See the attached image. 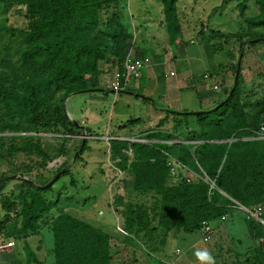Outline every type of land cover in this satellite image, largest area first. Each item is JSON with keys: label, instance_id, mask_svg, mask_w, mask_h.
<instances>
[{"label": "trees", "instance_id": "trees-1", "mask_svg": "<svg viewBox=\"0 0 264 264\" xmlns=\"http://www.w3.org/2000/svg\"><path fill=\"white\" fill-rule=\"evenodd\" d=\"M12 1L0 0V4L8 8ZM178 1L161 0L173 38L180 33ZM247 1L240 3L242 16ZM255 2L259 14L245 19L252 28H264V0ZM21 4L26 7L25 14L29 19L27 28L19 35L20 41L25 43L20 55L25 80L18 83L1 77L0 105L14 119H25L36 130L60 126L71 131L78 126L67 114L64 104L67 97L91 88V76L100 73L101 60L112 59L118 68H122L129 52L131 33L119 14L120 0H21ZM9 31L16 36L15 30ZM215 37L226 42L238 40L239 55L243 53L244 57L248 46L264 43V30L246 37L240 32ZM237 65L236 62L233 66L232 87L214 108L199 112L167 111L168 116L182 117L176 130H156L146 138L168 142L150 147L140 142L133 144L141 152L134 191L139 194L154 192V214L144 205L129 201L124 204L121 214L124 228L141 239L152 252L164 247L172 231L194 232L201 230L204 221L222 222L223 216L237 208L235 202L250 209L264 206V139L258 137L264 115V94L255 97V91L246 90L242 65L238 80H235ZM222 102L223 105L218 106ZM167 121V117L162 119L158 128ZM0 141L3 138L0 137ZM23 145L42 157L41 165L46 167L51 155L42 142L33 141L31 137L23 141ZM113 145L120 149L126 143L116 141ZM14 146L20 148L18 144L13 143ZM88 149L85 139L81 154ZM170 155L176 156L184 170L190 169L200 177L191 181L187 180V175L174 179L167 161ZM35 167L31 165L29 170ZM65 167L66 163L54 176ZM71 169L69 167L54 184L61 177L70 175ZM11 181L0 190L1 239H21L27 229L38 228L39 218L54 209L57 215L48 225L53 237V264H112L111 234L60 208L61 194L57 197L51 194L54 184L46 186L36 178L29 180L22 176L20 184H16L18 195L11 193L2 198ZM211 181L215 182V187L211 186ZM123 200L120 197L119 202ZM247 223L252 236L261 240L260 247L247 254L264 257V225L255 219ZM27 250L34 260H38L31 249ZM262 259H259L260 263H263ZM249 262L251 264V259Z\"/></svg>", "mask_w": 264, "mask_h": 264}, {"label": "rangeland", "instance_id": "rangeland-1", "mask_svg": "<svg viewBox=\"0 0 264 264\" xmlns=\"http://www.w3.org/2000/svg\"><path fill=\"white\" fill-rule=\"evenodd\" d=\"M135 1L139 3L142 11L147 12L154 19H158L159 16L162 17V8L161 3L158 2L159 0H133V2ZM184 1L187 2L188 0ZM229 1L230 4L226 8L223 7L221 9L222 6H218L216 11L212 9L209 16V18L212 17L210 23L214 27L222 28L227 33L241 31V23H243L241 19L252 18L253 15L259 13L258 5L255 0H248L249 8L242 16L240 3L243 0ZM131 2L132 0H120L118 9L122 20L132 19V17L136 19L128 8ZM208 8L201 10L205 12ZM25 9L26 7L21 4V0H13L8 8L4 4H0V79L4 77L8 81L15 80L18 83H23L25 80V67L22 66L20 61V55L25 43L20 41L19 38L20 31L27 28L29 21L26 17ZM142 11H139V13ZM217 11L224 13L222 15L218 14L214 18ZM177 14L178 21L188 17L184 15V12H179L178 5ZM196 15L198 16V14ZM240 15L242 18H240ZM187 19L194 18L190 16ZM12 29L15 30L14 34L16 36H13L12 32L9 31ZM214 36H217V34ZM182 38L187 43L185 46L187 54L179 51V47L176 44H174V49L178 52L181 61L183 59L189 61L187 63H189L190 69L193 71L192 73L195 76L194 83L197 87L189 86L181 89L180 97L184 104V112H199L202 111L200 110L202 107L200 86L206 87L204 92L208 95H216L220 99L226 96L224 86L218 91H213L211 88L212 78L205 79L203 76L205 73L222 74L225 69L221 65L227 63L228 60V45L232 43L236 45L235 47H239V41L232 39L226 42L221 37H215L217 39L213 40L214 48L210 47L213 54H206L205 50H203V44L208 43L207 37L200 39L197 34L185 31ZM260 44L264 45L263 42H258L253 46L257 47ZM238 58H240V55ZM247 63L248 66H245L247 70L245 69L244 71L246 90L255 91L257 93L255 97H260L264 94V62L262 63L254 51L248 53ZM114 65L116 64L112 59L101 60L99 64L100 73L97 76H91V88L82 93H72L65 100L64 104L67 105V114L70 119H74L79 124L78 127L72 128L71 131L65 130L60 126L36 130L25 119H14L0 105V137L3 138V141H0V181L8 175L0 185L3 184L2 187H4L7 182L12 180L5 188L2 198L11 193H13V196L18 195L19 190H17L16 184H20V177L23 176L29 180L30 177H33L40 184H44L57 173V169L66 163L68 168L72 167V173L61 177L55 184L53 183L54 186L51 193L56 197L61 194L59 206L63 210H69L76 217L95 225L99 220L97 218L102 215L100 213L98 216V212L103 210L105 219L101 218L102 220H105L106 223H109V221L111 223L114 222L115 225H121L122 227H124V219L121 211H124L123 206L126 201L142 204L150 209L151 214H154V192L139 194L134 191V181L141 152H138V149L133 144L140 142L150 147L165 141L149 140L144 134L140 135V137L124 136L130 133L129 129L137 122L131 119H134L137 116L136 114L141 112V106L143 105L140 98L130 93L143 94V90L129 87L120 92H115L108 88L100 74L102 69H106V67L107 69H112ZM176 67L183 72L188 66L176 62ZM233 77L232 74L231 79ZM99 89H103V91ZM154 98L160 104L156 95ZM202 108L208 110L210 106ZM81 116L83 117L81 118ZM139 122H141L139 130H146L144 123L142 121ZM136 127L138 128V125ZM14 137L20 139L14 140ZM31 137L33 141L42 142L46 151L51 155V159L47 160L46 167L41 165L43 162L42 157L37 156L34 151L24 148L23 141ZM84 139H87L89 149L81 154L82 150L80 151V148ZM116 141L125 142L126 146L115 149L113 144ZM13 143L20 145V148L18 149L15 146L13 148ZM60 158L63 160V164L52 167L51 163ZM175 158V155L174 157L170 155L167 159L168 164L170 163V168L174 167L177 170V173L172 175L174 179H178L183 175L188 176V172L184 171L180 163L177 164ZM174 160L176 161L175 164H173ZM31 165L36 166L32 171L29 170ZM189 175L194 179L200 177V174L197 177L193 173ZM51 181L52 179L48 183ZM34 183L36 184V182ZM110 184H113V186L111 187ZM37 185L39 184L37 183ZM120 197H123L125 201L119 202ZM92 199H94L95 203H93ZM93 206L95 207L94 210L89 208ZM235 207L237 208L233 212L226 215V220L214 224L213 232L207 241L204 240L201 230L194 232L181 231L176 236L171 233L165 245L167 255H155L144 251L146 257L141 256L134 261L132 256L129 255L126 261L124 260V263L123 261L117 263L201 264L194 253L196 250H207L215 258V264H250L249 259H251V264H264L263 256L262 259L257 254L252 256L247 254L253 252L255 248H259L261 245V240L254 238L256 236L253 237L250 233L247 221L255 219L264 225V206H261L263 207V214L260 216L261 220L248 215L238 202H235ZM55 215L57 213L53 209L49 215L46 214V216L37 220V229H27L21 239H17L15 236V238H9V240L15 241V246L3 253L0 258V264H53V256L51 254L53 237L48 225L53 223L52 220ZM102 220H99V222ZM20 226L21 223L19 222L18 227ZM128 233L132 234V232ZM9 240L0 238L2 242ZM143 245L145 246V244ZM27 248L35 253L38 260H34L35 257L28 254ZM145 248L148 250V247L145 246ZM184 258L185 261L183 260ZM258 258L262 259L263 263H260Z\"/></svg>", "mask_w": 264, "mask_h": 264}, {"label": "crops", "instance_id": "crops-1", "mask_svg": "<svg viewBox=\"0 0 264 264\" xmlns=\"http://www.w3.org/2000/svg\"><path fill=\"white\" fill-rule=\"evenodd\" d=\"M179 1L177 3L179 12L181 13L184 12V15L188 17L192 16V18L194 19H187L188 17L186 19H179L180 33L177 34L174 38L170 35L169 27L167 25L166 20L164 19V7H163L161 0H159L158 2L161 3L162 17L159 16L158 19H154L153 16L149 15L145 11H142L140 9L139 3L136 1L133 2L132 0L131 4L128 5L129 11L132 13V16L136 18V19H133L132 17V19H125V20L123 19L124 24H126L129 32L131 33V38L128 42V50L132 51L134 55H136L137 57H149L150 63L145 67L144 73L142 75V78L139 84L134 87V89H139V90L142 89L143 94H137V93H132V92L130 93V94H135L134 96L140 98L141 101L143 102V105L141 106V112L137 113L136 114L137 116L134 119H131L132 121L135 120L137 122L133 124L132 128L129 129L130 133L127 135H124L126 137L127 136L128 137H140V135H143V134L147 135L156 130L162 131V132L163 131L171 132V131L176 130L175 129L176 125L182 119V117L179 115H173V114H170L168 116L167 111L184 112L185 108H184L183 101L181 100V97H180V90L183 88L189 87V86L197 87L196 84L194 83L195 76L192 73L193 71L190 69L189 63H187L189 61H185L184 59L181 61V59L179 58L178 52H176V50L174 49V44H176L179 47V51H181L182 53L185 52V54H187V51L185 50V46L187 43L182 38L185 31L187 32L191 31L194 34H197L200 39H204L207 37L206 39L208 40V43L203 44L204 45L203 50H205L206 54H213L211 48L212 49L214 48L215 44L213 43V40L217 39L214 36L216 34L226 35V34L240 32V33H243L246 37L256 32H262L264 30V28H252L248 24L246 19H241V22H243L241 23L242 24L241 31H234V32L227 33L222 28H217V27L212 26L210 23V19H212V17L209 18L210 12L212 11V9L216 11V9H218V6H222L221 9L223 7L226 8V6L230 4L229 0L228 1H225V0H212V1L211 0H194V1L188 0L187 2H185L184 0H179ZM206 7L207 8L209 7V8L205 12H203L201 9H204ZM134 8L135 10L133 11ZM248 8L249 7L247 4V9ZM247 9L245 10V12L247 11ZM139 11H142V12L139 13ZM200 12L201 14L199 15ZM223 13L224 12L217 11L214 15V18L218 16V14L222 15ZM196 14H198V16ZM258 14L259 13H257L256 15ZM256 15H253V17H255ZM240 18H242L241 15H240ZM235 46L236 45L232 43L228 45L227 63H225L224 65H221V67L225 69L224 72H222V74L210 73L213 76L212 83H211V88L213 91H218L224 86V89L227 95L228 90L232 87V84L234 81V77L233 79H231V75L233 74L234 76L233 66L235 65L236 62L238 64V60H239L238 58L239 57V47H235ZM254 51L258 55L259 59H261L262 63L264 62V45L260 44L257 47L251 46V45L248 46L245 51V55L242 59V62H241V65L243 68L242 69L243 76H244V71L246 69L245 66H248V63H247L248 53L254 52ZM176 62H179L182 65L186 64L188 66L187 69L181 72L180 69L176 67ZM112 67H113L112 69H107V67L106 69H102L101 74H100V76H102L103 78L102 80L104 81L105 84H107V86H108L109 80L113 78V75L116 69L118 68L116 65ZM171 72H174L175 74L171 76L170 74ZM205 74H208V73H205ZM216 83H219L220 85L219 89L217 90L214 88V85ZM199 89H200V94H202V98H201L202 107L210 106L209 109H212L219 102H221L224 98H226L225 96L223 99H220L216 95L206 94L204 92L206 87L204 86H200ZM131 91H134V90H131ZM140 95H143V96H140ZM155 95L159 98L158 101L160 102V104H158L155 101V98H154ZM144 98H149V100H145ZM202 107L200 110H206V108H202ZM191 111H194V110H191ZM82 117L83 116H81V118ZM166 117L168 118V121L162 126V128H158V125L161 122V120ZM139 121H142L144 123L146 130H142V131L139 130L140 129L139 126L141 123ZM137 125H138V128L136 127ZM152 140H155L157 142L160 141L158 139H152ZM161 141L168 142L167 140H161ZM184 171L188 172V175L193 173L194 175H196V177L198 176L196 172L190 169H186ZM110 185L111 187L113 186V184H110ZM92 200H93V203H95L94 199ZM85 207L87 206L85 205ZM89 208L93 210L95 209L94 206L89 207ZM242 208L246 210V213H248V215H250L252 218L261 220L260 217L252 216L248 212V210H253L254 208L250 209L244 206H242ZM100 213H102V215L98 217ZM98 216H97L98 217L97 219L99 220L105 219V212L103 210H100L98 212ZM99 220L98 222H96V226L102 227L104 230L108 231L112 236V254H113L112 263L118 264L117 262H122V261L124 263L127 259V256L129 255L132 256V259L134 261L140 258L141 256L146 257V254L144 253V251L150 254H155V255H159V254H162L163 256L167 255L165 251L166 244L164 245V247L160 248L157 252H150L145 248L146 245L145 246L143 245L144 243L141 239L134 236L133 234L128 233V231L126 232L125 228L122 227L121 225H115V223L114 222L111 223V221H109V223H106L105 220H102L101 222H99ZM179 232L181 231L170 232L167 237V241L171 233L173 234V236H176L177 234H179ZM178 251L180 250L178 249ZM183 260L185 261V258Z\"/></svg>", "mask_w": 264, "mask_h": 264}, {"label": "built area", "instance_id": "built-area-1", "mask_svg": "<svg viewBox=\"0 0 264 264\" xmlns=\"http://www.w3.org/2000/svg\"><path fill=\"white\" fill-rule=\"evenodd\" d=\"M150 63V58L149 57H137L134 55L132 51H129L122 63V68H117L113 78H111L108 82V86L110 89H112L115 92H120L122 90H125L129 87H135L139 84L142 75H143V70L145 67ZM171 76L174 75V72L170 73ZM212 74H205L204 78L209 79L212 78ZM220 85L219 83H216L214 85V88L217 90L219 89ZM258 137L264 139V116H263V121L261 124V127L258 132ZM176 161H173V164H175ZM63 164V160L56 159L51 163L52 167L58 166ZM178 164V162H177ZM170 165V163H169ZM175 166V165H174ZM172 175H175L177 173L176 168L171 169ZM194 178L190 177V175L187 176V180L191 181ZM205 180H208V178L204 177ZM211 186L215 187V182L211 181ZM248 212L255 217H260L263 214V207L258 206L255 207L253 210H248ZM226 219V216H223L221 218L222 221ZM213 227L214 223L209 222V221H204L202 223L201 231L204 235V240L207 241L213 232ZM15 246V241L14 240H9V241H0V257L5 251H9L11 248Z\"/></svg>", "mask_w": 264, "mask_h": 264}, {"label": "water", "instance_id": "water-1", "mask_svg": "<svg viewBox=\"0 0 264 264\" xmlns=\"http://www.w3.org/2000/svg\"><path fill=\"white\" fill-rule=\"evenodd\" d=\"M242 58H243V53L240 54V58L238 60V65H237V71H236V74H235V80L237 81L238 80V77H239V74H240V68H241V62H242ZM99 90H103V89H99ZM223 105V102L220 103V105L218 106H221ZM69 116V115H68ZM70 117V116H69ZM75 125L78 126L79 124L77 122H75ZM84 141L85 139L83 140V143L81 145V148H80V151L82 150L83 148V144H84ZM68 169V165L62 170L60 171L53 179L50 183H48L46 186H50L52 185L66 170ZM3 184L0 185V189L2 188ZM40 187V186H39Z\"/></svg>", "mask_w": 264, "mask_h": 264}, {"label": "clouds", "instance_id": "clouds-1", "mask_svg": "<svg viewBox=\"0 0 264 264\" xmlns=\"http://www.w3.org/2000/svg\"><path fill=\"white\" fill-rule=\"evenodd\" d=\"M194 254L201 264H215V258L207 250H196Z\"/></svg>", "mask_w": 264, "mask_h": 264}]
</instances>
